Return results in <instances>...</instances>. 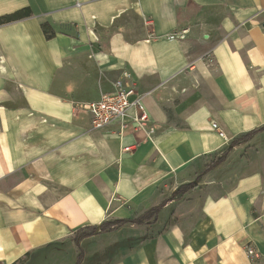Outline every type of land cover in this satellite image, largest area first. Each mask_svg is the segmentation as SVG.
<instances>
[{"label": "crops", "instance_id": "1", "mask_svg": "<svg viewBox=\"0 0 264 264\" xmlns=\"http://www.w3.org/2000/svg\"><path fill=\"white\" fill-rule=\"evenodd\" d=\"M25 7L0 25V264H264V130L232 145L264 125V0H0V15ZM125 74L151 139L77 107ZM191 182L156 221L101 231Z\"/></svg>", "mask_w": 264, "mask_h": 264}, {"label": "built area", "instance_id": "2", "mask_svg": "<svg viewBox=\"0 0 264 264\" xmlns=\"http://www.w3.org/2000/svg\"><path fill=\"white\" fill-rule=\"evenodd\" d=\"M77 107L90 114L91 126L95 130L103 129L111 124H119L120 133L132 127L136 131L147 130L148 138L152 137L154 130L147 129L150 117L143 97L138 94L137 87L129 79L128 74L115 81L114 91L103 93L100 99ZM246 250L250 256H258L257 249L251 244L246 246Z\"/></svg>", "mask_w": 264, "mask_h": 264}, {"label": "trees", "instance_id": "3", "mask_svg": "<svg viewBox=\"0 0 264 264\" xmlns=\"http://www.w3.org/2000/svg\"><path fill=\"white\" fill-rule=\"evenodd\" d=\"M31 15H32V11L29 7L22 8L20 10L13 12V13H10V14L0 15V25L5 24V23H9V22H13V21H17V20L29 17ZM41 26H42L43 32H44L47 39H51L55 36V31L48 22H46V21L42 22ZM263 130H264V125L260 128H256L254 130H251V131L243 134L239 138L234 139L232 141V145H237L240 141L247 140L253 134H255L259 131H263ZM223 159H224V156L221 159H219L218 161H215V162L208 164L204 171L207 172V171L212 170L216 165H218L220 162H222ZM196 187H197V184L194 182L185 184V185L181 186L177 190V192L174 193L170 198L165 199L161 204L149 209L148 211L139 215L138 217L127 218V219L124 218V219H118V220H113V221H104L101 223L100 229H101V231H106L108 229H111L112 227L119 226V225H122L124 223H133V224H139V225H142L145 223H152V222L157 220V216H158L160 210L163 208L164 205H166L170 201V199L174 198L178 194H184L190 190H193ZM97 231H98L97 226H93L90 229L80 228L74 237L75 242L78 244L81 239H83L84 237L94 235L95 233H97ZM83 257H84V252L82 251L78 257L77 264H81Z\"/></svg>", "mask_w": 264, "mask_h": 264}, {"label": "rangeland", "instance_id": "4", "mask_svg": "<svg viewBox=\"0 0 264 264\" xmlns=\"http://www.w3.org/2000/svg\"><path fill=\"white\" fill-rule=\"evenodd\" d=\"M249 255V254H248ZM250 256V255H249ZM252 258H255V256H251Z\"/></svg>", "mask_w": 264, "mask_h": 264}]
</instances>
